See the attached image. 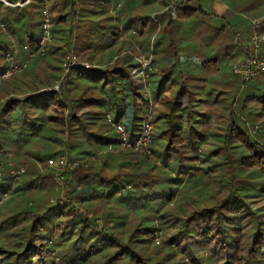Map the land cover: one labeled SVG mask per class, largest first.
Returning a JSON list of instances; mask_svg holds the SVG:
<instances>
[{
    "label": "trees",
    "instance_id": "trees-1",
    "mask_svg": "<svg viewBox=\"0 0 264 264\" xmlns=\"http://www.w3.org/2000/svg\"><path fill=\"white\" fill-rule=\"evenodd\" d=\"M5 1L10 5L0 3L6 28L0 31V76L14 44L23 59L29 54L24 46L38 48L46 0ZM47 1L53 40L35 58L48 67L42 71L34 58L8 79L0 103V125H10L18 112L14 135L28 138L0 140L2 171L11 160L26 169L8 199H3L8 183L0 186V264H264V147L240 128L228 100L221 119L228 125L222 129L210 121L216 105L203 103L187 82L171 99L165 85L172 68L154 71L152 156L117 147L108 151L118 144L108 114L124 119L131 138L141 130L147 97L135 57L150 54L151 36L164 16L133 17L127 1L119 14L125 32L131 22H145L125 42L103 9L105 0ZM191 1L181 18L206 16ZM150 3L162 9L167 0ZM232 10L263 16L264 0H241ZM177 25L171 17L165 31ZM247 27L250 32V22ZM221 29L226 33L221 41L229 39L234 47L235 34L230 39ZM159 44L154 41L153 50ZM163 49L169 55L174 41ZM71 54L91 67L70 70L60 90L50 91ZM262 77L245 84L234 79L244 86L246 100L254 93L253 115L264 132V96H257L264 91ZM62 155L79 164L63 174L65 188L47 168L48 159Z\"/></svg>",
    "mask_w": 264,
    "mask_h": 264
},
{
    "label": "built area",
    "instance_id": "built-area-1",
    "mask_svg": "<svg viewBox=\"0 0 264 264\" xmlns=\"http://www.w3.org/2000/svg\"><path fill=\"white\" fill-rule=\"evenodd\" d=\"M180 0H171L173 5H169L170 16L174 19L177 14V4ZM0 3L10 5L5 0H0ZM44 21H43V33L39 42V46L36 50L31 51L29 46H24V51L28 52L29 56L26 59H23L21 56L20 50L13 45V50L6 55V63L8 68L4 74L0 76V85L4 79H9L15 75H18L25 71L32 60L37 56H43L46 52L47 46L52 42V21L48 12V1H45V11L43 12ZM250 32L248 33V44L244 47L242 46V39L244 35L239 32L235 34L234 46L242 48L244 52V58L242 62L238 65H235L233 68V75L241 79L242 83L253 82L255 79L259 78L264 74V16L250 21ZM6 28L3 24H0V31H5ZM154 39L152 40V45ZM153 47H151V52L148 56L140 55L135 57L137 63L140 66V77L142 79L144 90L147 97V111L144 114L141 132L136 138H131L126 128L124 119L116 121L111 114L107 115V121L115 131L118 144L117 146L110 145L108 151L114 152L116 147L119 149L131 150L133 152L152 156L151 146L153 143V135L155 129V113H154V99L152 94V83L151 75L154 72L153 68ZM91 66L87 62H80L76 57L71 54L68 56L67 62L64 65V74L61 80L53 87L50 88V91H59L61 84L65 76L72 69L83 68L89 69ZM244 88V87H243ZM4 165H0L3 168ZM40 169H43V165L39 164ZM0 168V186L3 183L9 182L12 183L8 185V189H11L10 193H4L3 199H8L12 194L16 184L21 180L25 175L26 169L21 167L19 169L8 165V172L4 174ZM47 168L55 171L57 180L63 179V174L79 168V164L75 161H72L68 155H62L56 158L48 159Z\"/></svg>",
    "mask_w": 264,
    "mask_h": 264
},
{
    "label": "rangeland",
    "instance_id": "rangeland-1",
    "mask_svg": "<svg viewBox=\"0 0 264 264\" xmlns=\"http://www.w3.org/2000/svg\"><path fill=\"white\" fill-rule=\"evenodd\" d=\"M53 1H56V0H50V5ZM105 1L106 2L104 3L103 9H106L109 16L113 17V19L115 21L114 26L118 27V31L120 33L121 39L125 42L126 41L127 42L133 41L132 39H133L134 34L141 28L143 21L145 22V20H141L142 18L145 19L146 17L150 16L151 18L155 17V18L159 19V17L164 16L162 26L160 28H158L151 36V39L152 40L154 39V41H155V45H156V43L159 42L160 43L159 46H161L162 48L168 46L172 41H174V43L177 46L179 45V47L180 46H186L187 43L189 42L187 40V37H188L187 33L193 34L194 37H196V39L193 40V43H195V44H200L202 46V45L208 44L209 42H212V40L215 39V37H214L215 29H213V28H215V26L217 24V23L215 24V22L213 21L214 20L213 18H216V15L219 13V10H217L213 5L214 2L224 3L229 7V10L227 11L226 14H223V16L225 17V21L230 22L231 26L234 27V28L233 27L232 28L234 30H237L236 32H234V34L239 33L240 32L239 30L244 29V32H247L246 34L248 35L249 27H247V23H249L251 20L258 19V18L262 17L258 14H255L254 12L249 13L248 15H243V14L241 15V14L233 11L232 7H234L236 4L240 3L241 0H225L223 2L214 1V0H193L189 4V6L190 7L191 6L200 7L201 10L206 14L207 17L206 16H197V17L193 18L191 21H185L181 18L180 14L182 13L181 9L184 7V5H187V3H189L188 2L189 0H180L177 4L176 18H174V20L178 22V25L174 28L173 31H168V30L165 31L166 25L169 22V19L171 18L170 13H169V10H170L169 5L170 4L173 5L172 4L173 2H170L171 0H167L165 7L162 9H160V7L156 4H154V7H153L152 3L149 4L150 0H105ZM127 1L132 6L131 8H132L133 17L137 16L138 18L140 17L141 19H138V20H135L134 22H131L128 26L127 32H125V27L121 24V21L119 19V17H121V16L119 14H120V11L122 9L121 7H123V5ZM93 4L97 5L98 4L97 0H93ZM197 4H199L200 6ZM66 9H67V7H66ZM208 16H210V17H208ZM240 20L241 21L243 20V22L246 21L247 23H243L240 25V22H239ZM218 23L221 24V20ZM236 23H238V26L235 27ZM226 26L230 27V25L227 23H226ZM220 29H221V27H220ZM1 32L4 33V32H6V30L1 31ZM241 33L243 34V32H241ZM155 38H156V40H155ZM247 38H248V36H247ZM151 39H150V41H151ZM234 40H235V37L233 38V44H234ZM242 41H243V39H242ZM182 43L183 44L186 43V45L185 44L183 45ZM247 44H248L247 39H246V41L242 42V46H244V47ZM150 45L152 47V41H151ZM232 49L237 51L238 47L234 46V47H232ZM154 50L156 51V49H154ZM59 53L63 54L64 52H59ZM21 55H22V51H21ZM28 56H27V58H28ZM58 56H59V54H58ZM243 58H244V52L243 53L241 52L240 59L238 60L236 65L240 64L242 62ZM153 59H154V57H153ZM36 61L40 65V69L42 71H44V69L45 70L47 69L48 64L46 62H44L42 59L38 61V58L37 59L35 58L34 63ZM153 68L155 69L154 62H153ZM232 76L234 78L233 73H232ZM9 81L10 80H8V79H4L3 85L0 86V94H1L2 98L4 96H6V94H7L6 86L9 83ZM262 81H264L263 77L259 79V82H262ZM243 87L244 86H242V84H239L236 87H234V89H231L230 99H232V100L230 101V104H232V109H233V112L235 113L236 117H238L241 120L242 124L239 125L240 128H242L243 131H247L248 134L250 135V137H252V139H254L255 142H258L261 146L264 147V132H262L263 125L258 123L256 121V117L253 115L256 112L255 110L258 109V108H256V102L254 101L253 98H251L254 93H252L250 95L251 97L248 100H246L245 98L248 95H247V93ZM257 96H264V91L263 90L259 91L257 93ZM241 100L242 101L245 100V102H246L245 108H243L244 104L241 102ZM162 110L165 111L163 108H162ZM18 116H19L18 112H15L14 114H12V121H9V122L10 123L15 122L16 120H18ZM210 121H211V123H213L214 126L217 125V126L221 127L222 129H225L228 125L227 122H225L224 120H221V119H211ZM12 125H14V124L12 123ZM3 126H4V124L0 125V140L6 141V139L13 138L14 132H11L9 129L3 130V128H4ZM6 126H9V125H6ZM15 130L16 129H14V131ZM16 132L18 133V131H16ZM41 132H43V130H41ZM140 132H141V130L133 138H136L137 136H139ZM19 133H21V132H19ZM19 133H18V135H19ZM36 134H38V132ZM15 138H17V139L23 138V140L28 139V138H24L23 136H15ZM231 147H234V146L232 145ZM4 149L7 151L9 158L13 157L11 155L12 154V152H11L12 147H5ZM9 162H10L9 165H11L12 167H15L14 165L17 164L15 162H13L12 160L8 161V163ZM23 168H25V167H23ZM4 172L7 173L8 170L4 169ZM58 181L61 182L62 188L66 187L65 183L62 182V179L61 180L59 179ZM10 184L12 185V183H8L7 185L10 186ZM186 185H188V182L186 183ZM5 189H6V191L4 193H10L11 189H8L7 187ZM64 196L65 195L63 194L62 197L64 198ZM53 204H55V203H53ZM156 245L158 247L163 245L161 238H159V237L156 238Z\"/></svg>",
    "mask_w": 264,
    "mask_h": 264
},
{
    "label": "crops",
    "instance_id": "crops-1",
    "mask_svg": "<svg viewBox=\"0 0 264 264\" xmlns=\"http://www.w3.org/2000/svg\"><path fill=\"white\" fill-rule=\"evenodd\" d=\"M214 7L219 10L216 18H213L216 26L214 37L212 42L206 45H200L193 43L196 39L193 34L187 33V40L189 41L186 46H177L174 43V49L171 50L170 54L162 55V51L166 50L162 47L156 49V55L154 57L155 73L162 74L165 71L171 70V76L169 81L165 85V88H169V92L166 95H170L171 99L175 97L176 92L180 89L183 83L187 82L189 86H192L193 91L198 96V99L207 103L209 106L216 105V109L210 115L211 119H222V115L225 114L226 101L230 103L231 89L237 86L236 79L232 76L234 66L240 59L242 48L234 50L230 48L229 39L221 41V37L225 36L226 33H219V29L226 28L230 32V39L233 36L234 30L230 22L225 21L223 14H226L229 7L224 3H213ZM221 20V24L218 23ZM240 25L243 24V20L239 21ZM226 23L230 27L226 26ZM238 26L236 23L235 27ZM233 27V28H232ZM239 28V27H238ZM243 32V41L247 39V32L244 29L239 30ZM249 32V31H248ZM242 41V42H243ZM183 44V43H182ZM183 44V45H184ZM231 44V42L229 43ZM264 54V47H263ZM170 56V58H168ZM232 96V95H231ZM226 97V98H225ZM4 99L0 94V103ZM6 120V119H5ZM5 124L3 130L9 129L11 132L17 129L16 124L9 126ZM5 132V131H4ZM11 144L13 140L9 139ZM4 146V145H3ZM7 147V145H5ZM9 183V182H8Z\"/></svg>",
    "mask_w": 264,
    "mask_h": 264
}]
</instances>
